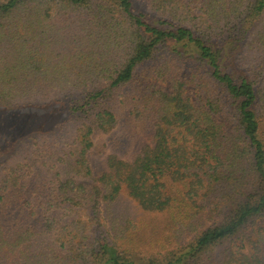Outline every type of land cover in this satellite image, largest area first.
<instances>
[{"label": "trees", "instance_id": "1", "mask_svg": "<svg viewBox=\"0 0 264 264\" xmlns=\"http://www.w3.org/2000/svg\"><path fill=\"white\" fill-rule=\"evenodd\" d=\"M144 4L0 0V264H264V0ZM64 97L74 140L36 149L60 112L24 107ZM119 123L151 142L93 169ZM123 192L150 216L119 210Z\"/></svg>", "mask_w": 264, "mask_h": 264}, {"label": "rangeland", "instance_id": "2", "mask_svg": "<svg viewBox=\"0 0 264 264\" xmlns=\"http://www.w3.org/2000/svg\"><path fill=\"white\" fill-rule=\"evenodd\" d=\"M135 4V8L137 10H146L144 1L145 0H133ZM257 56V55H256ZM255 55H252L250 50H248L247 47L242 49L241 55H239L240 61L244 62L242 63H248L250 61L253 62L254 59H256ZM255 57V58H253ZM155 61H152L150 63H144L141 69H147L148 66H151L154 64ZM240 70V69H239ZM149 82L156 83L158 85L163 86L164 88H169V83L166 80H162L161 78H149ZM127 90V87H124L120 93H123ZM70 98L64 97L61 100H53V102L47 104V105H36V106H25L23 110H28L30 112H37V113H59L60 112V118L57 120L56 125H52L53 127L51 129H46L47 131H42V135L44 136V139H46L44 144H35L36 149H56V150H62L64 148H67L72 141L74 140V137L76 136L78 132V128L81 125L83 114L76 115L73 114L68 110L67 107H69V104L67 101ZM29 136V135H28ZM25 137V142H27L31 137ZM153 131L147 130V129H141L136 124H120L117 125L114 129L107 131V132H99L94 136V143L95 146L93 150L89 154L90 163L92 165L93 169H99L103 166H105L106 158L110 151H115L118 154H120L125 159H133L137 153L141 151V149L144 146H147L152 140ZM17 139V138H15ZM14 138L12 140H15ZM43 140V139H42ZM11 142V140L9 139ZM24 142V143H25ZM14 143V142H11ZM23 143V146H24ZM1 145V142H0ZM21 143H19L20 147ZM22 146V147H23ZM38 146L40 148H38ZM5 146L0 147V149L4 148ZM28 148H21L19 150V153L16 152L15 149V155L18 154L15 157H22L26 153H28ZM13 159V158H12ZM6 160V159H5ZM117 205L119 206V210L126 211L131 215L134 219H139L141 217H147L150 216V213L145 212L140 208L138 203L133 200L131 197H129L126 192H123L120 194V197L117 201ZM84 207H81V209L78 208H69L68 206H64V209L61 210V214H63V219H73L78 215L86 216L87 213L84 212ZM99 216L103 218V223L108 229L109 226V219L108 214L106 211L105 205L99 206ZM88 214L92 213L91 209H87ZM160 214L159 216H161ZM206 216V215H205ZM203 225L207 227L208 225L212 224V220L203 219ZM202 228V229H203Z\"/></svg>", "mask_w": 264, "mask_h": 264}]
</instances>
